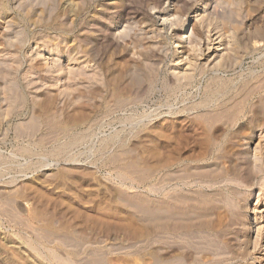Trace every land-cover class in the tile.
<instances>
[{
    "label": "rangeland",
    "instance_id": "rangeland-1",
    "mask_svg": "<svg viewBox=\"0 0 264 264\" xmlns=\"http://www.w3.org/2000/svg\"><path fill=\"white\" fill-rule=\"evenodd\" d=\"M0 264H264V0H0Z\"/></svg>",
    "mask_w": 264,
    "mask_h": 264
},
{
    "label": "bare ground",
    "instance_id": "bare-ground-1",
    "mask_svg": "<svg viewBox=\"0 0 264 264\" xmlns=\"http://www.w3.org/2000/svg\"><path fill=\"white\" fill-rule=\"evenodd\" d=\"M191 19H192V18H191ZM192 23H193V22H192ZM190 26H192V25H190ZM190 26H189V27H190ZM194 26H195V25H193V27H194ZM189 30H191V27L188 28L187 31H189ZM187 31H185V30H181V35L186 37V36H187V35H186V34H187ZM200 32H201V31H200ZM177 33H178V32H177ZM199 34H200V33H199ZM185 37H182V38L184 39ZM189 41H190V40H189ZM190 45H191V44H190ZM217 47H218V46H217ZM192 48H193V47H192ZM221 48H222V47H221ZM221 48H219V49L217 48V49H218V50H221ZM226 50H227V49H226ZM214 51H215V49H213V51L210 52L211 55H212V53H214ZM216 52H217V51H216ZM219 53H220V52H219ZM224 54H225V52H224ZM186 55H187V54H186ZM211 55L208 56V57L211 58V57H212ZM221 55H222V54H221ZM188 56H189V55H188ZM219 58H220V57H219ZM189 66H190V65H189Z\"/></svg>",
    "mask_w": 264,
    "mask_h": 264
}]
</instances>
